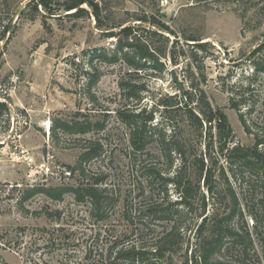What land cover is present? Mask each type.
<instances>
[{
    "label": "rangeland",
    "instance_id": "rangeland-1",
    "mask_svg": "<svg viewBox=\"0 0 264 264\" xmlns=\"http://www.w3.org/2000/svg\"><path fill=\"white\" fill-rule=\"evenodd\" d=\"M30 1L0 0V264H109L122 247H153L168 235L174 221L180 239L164 253L161 264H186L194 243V214L185 212L186 217L169 220L168 211L167 220H160L147 211L153 203L163 205L164 213L167 204L177 200L173 187L165 188L155 176L159 171L169 177V160L159 144L162 133L169 141V114L154 113L151 127L155 130L148 146L133 154L129 132L115 115L127 103L118 88V81L128 72L125 65L94 59L100 80L89 91L86 87L85 71L90 68L83 52L109 54L116 40L103 37L106 31L96 29L89 10L81 19L71 18L73 11L63 9L66 0H53V15L40 7L36 15L27 6ZM96 1L107 28L154 15L180 41L176 52L182 49L184 56L176 66L166 62L167 72L160 77L148 68L133 76V82L149 87L144 104L148 110L158 109L156 101L175 92L173 71L180 85L188 89L193 81L210 105L226 115L233 131L231 146L253 144L239 113L254 133L261 132L264 74L255 75L253 63L264 59V48L253 58L250 54L264 44V0H243L242 5L235 0ZM185 36L207 43L205 50L187 46ZM232 104L239 105V112ZM74 119L100 122L104 127L75 135L59 130V125ZM172 119L173 141L183 147L188 163L193 156L208 154L207 165L216 174L228 167L217 151L214 129L210 141L204 132L189 129L181 113ZM89 143H97L102 151L99 158L83 164V178L68 167L77 164ZM172 160L171 173L180 166L177 155ZM101 178L99 187L107 190L101 209L89 200L77 202L71 193L60 201L36 191L26 198L34 190L77 188ZM165 189L167 199L163 200Z\"/></svg>",
    "mask_w": 264,
    "mask_h": 264
},
{
    "label": "trees",
    "instance_id": "trees-1",
    "mask_svg": "<svg viewBox=\"0 0 264 264\" xmlns=\"http://www.w3.org/2000/svg\"><path fill=\"white\" fill-rule=\"evenodd\" d=\"M52 2L53 0H31L27 6L31 7L36 15L39 14L38 7L53 15L56 11L51 9ZM235 2L239 5L243 4V0H235ZM63 9L65 12L73 11L69 16L75 19L87 16L89 10L96 22V29L106 31L102 33L103 37L116 40L115 48L109 54L100 51L83 52V55L89 57L87 64L90 68L89 71H85L86 87L89 91L100 80V71L92 64L94 59L112 65L118 62L125 65L128 72L118 81V88L127 103L116 109L115 115L129 132L128 141L133 154L144 151L148 146L153 136L152 131L155 130L151 127L154 113L160 110V113L165 116L169 114V125H167L169 141H166L165 133L160 134L161 140L159 141L162 147L161 153L166 160H169L167 164L169 177L163 176L159 171L155 176L159 179V184L165 188L166 186L173 187L177 200L169 202L164 213L160 209L163 205L153 203L148 206L147 211L159 216L157 218L160 220H167L168 211L169 220L174 216L184 215L186 217L185 212L187 215L194 214L193 220L197 219L194 225V243L193 249L186 257V264H264V123L261 132L254 133L243 115L239 113L245 132L253 136V144L248 147L231 146L233 131L226 115L210 105L205 93L194 85L193 81L188 89L181 84L185 98L183 100L177 93L176 83L171 79L175 92L158 99L154 104L158 109L148 110L144 104L148 99L146 96L150 93L149 87L133 82V76L141 73L140 71L144 68H148L152 74L160 77L167 72L166 62L169 61L171 65L176 66L179 58L184 56L182 49L180 53L176 52V47L180 42L176 34L154 15L131 18L133 20L107 28L101 21L102 10L96 0H66ZM244 16L245 13L241 16L242 22ZM130 21L138 24L132 25ZM144 24L150 28L142 27ZM113 29L116 31H112ZM170 37L174 39L171 40ZM182 39L187 46H193L197 51L202 52L207 46V43H199L201 40L195 37L185 36ZM187 42L195 44H187ZM263 48L264 44L258 46L250 54L252 58ZM253 67L255 75L264 74V59L260 64L253 63ZM190 74L193 75V73ZM89 97L92 100L95 98L92 95ZM238 106L232 104L231 108L239 112ZM178 113H181L188 121L189 129L204 132L209 136L210 141L213 138L212 129H214L218 144L217 151L228 165L227 168L221 167L219 173L216 174L212 167L207 165L205 157H208V154L193 156L192 161L188 163L183 147L173 141L176 127L172 118ZM262 121L264 122V114ZM71 122L59 125V130L65 134L75 135L86 134L90 130L101 131L104 127L100 122L91 124L88 121L81 122L77 119ZM207 149L210 150V145ZM101 151L100 145L89 143L77 164L68 169L78 172L81 177L85 178L83 164L99 158ZM173 155L179 157L180 166L171 173L170 170L174 165ZM102 181L103 178L90 182L89 185L70 189L55 187L34 190L26 198L34 195L36 191L51 200L60 201L65 194L71 193L77 202L83 203L89 200L93 206L101 209L106 199L103 195L107 193L106 189L99 187ZM163 193L165 194L163 200H166L167 189ZM225 201L227 204L224 203ZM194 203H198L197 209H194ZM226 206H228V211H225ZM176 225L174 221L173 228L168 235L158 239L153 247L149 249L136 245L122 247L115 252L114 260H109L108 263L161 264L164 253L169 252L175 242L180 239ZM250 255L255 258L253 263L250 262Z\"/></svg>",
    "mask_w": 264,
    "mask_h": 264
},
{
    "label": "water",
    "instance_id": "water-1",
    "mask_svg": "<svg viewBox=\"0 0 264 264\" xmlns=\"http://www.w3.org/2000/svg\"><path fill=\"white\" fill-rule=\"evenodd\" d=\"M171 79H172V81H173L174 83H176V85H177V89H178V94H179V96H180L183 100H185V98H184V94H183V90H182V87H181L180 83L177 81L176 76H175V74H174L173 71H171Z\"/></svg>",
    "mask_w": 264,
    "mask_h": 264
}]
</instances>
